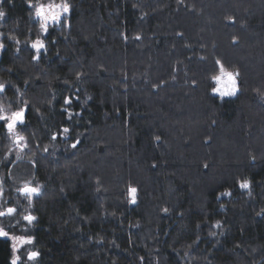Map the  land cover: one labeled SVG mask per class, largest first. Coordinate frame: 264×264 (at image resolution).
<instances>
[{
	"label": "trees",
	"instance_id": "obj_1",
	"mask_svg": "<svg viewBox=\"0 0 264 264\" xmlns=\"http://www.w3.org/2000/svg\"><path fill=\"white\" fill-rule=\"evenodd\" d=\"M2 4L0 107L27 111L22 160L0 121L17 208L0 223L34 237L29 264H264V0H70L36 61L32 8ZM221 69L239 72L232 97L211 92ZM32 176L29 226L15 189Z\"/></svg>",
	"mask_w": 264,
	"mask_h": 264
},
{
	"label": "clouds",
	"instance_id": "obj_2",
	"mask_svg": "<svg viewBox=\"0 0 264 264\" xmlns=\"http://www.w3.org/2000/svg\"><path fill=\"white\" fill-rule=\"evenodd\" d=\"M28 3L32 5V11L30 15L32 17H38L39 23H38V29L39 33L43 34L46 33L48 30V26L53 23L60 20L62 14L65 16L66 13L69 14L70 12V0H44V2H41V0H28ZM33 3L35 6L33 7ZM6 15V11L4 8H0V18H3ZM65 23H67V20H65ZM9 38L15 41L16 44L21 43V41L15 36L9 33ZM30 46L33 49H36L37 51L44 47V40L41 38V35H37L34 39L30 40ZM222 78H219V82L217 86L211 90L212 94L219 93V96L222 98L224 96H227L229 94H235L237 89L238 82L234 79L232 75H229L227 73L221 74ZM7 83V79L0 78V88L5 87ZM17 93L20 92V89H16ZM24 110V105H20L16 109L9 108L8 110H4L0 108V119H6L7 121V127L6 132L11 134L12 139L15 141H22L25 139L23 135H20L17 131V122L21 120V113ZM26 145L19 144L18 149L21 147H24ZM19 156V151H17V157ZM32 180H35V184H32ZM247 183L245 185H240L239 187H247ZM42 188V182L39 181L35 176H32V178L21 184L19 187L15 189V191L19 194V196H22L27 201V206L23 208V215L22 219L24 221L25 216H30V221L27 223L29 226L32 225L33 221L37 219V216L34 214H31L29 212V209L32 207L34 202V196L38 195ZM0 201L3 200V195L0 193ZM136 201H130V204L135 203ZM17 211V208L14 205H7L4 201L3 204H0V217H6V216H13ZM0 230H6V227L3 223H0ZM29 235H15L13 236V242H12V248L14 249L12 255L13 259H17L16 253L20 249L21 245L26 244L28 240ZM31 242L33 243L34 237L30 236ZM29 252V251H28ZM27 252V256H28ZM37 253V257L39 253ZM28 260V259H27ZM33 261V260H29Z\"/></svg>",
	"mask_w": 264,
	"mask_h": 264
},
{
	"label": "snow or ice",
	"instance_id": "obj_3",
	"mask_svg": "<svg viewBox=\"0 0 264 264\" xmlns=\"http://www.w3.org/2000/svg\"><path fill=\"white\" fill-rule=\"evenodd\" d=\"M8 2H9V4H11L13 2V0H8ZM25 3L28 5V7L30 9L32 8V5H30L28 3V0H25ZM72 7H73V5H71L70 10H71ZM0 8H4L3 7V4H2V0H0ZM67 15H68V13L65 14V17H67ZM2 19L3 18H0V20H2ZM3 35H4L3 33H0V51H2L5 48V46H6L5 43L3 42V39H2ZM29 42L30 41H27V43L30 45ZM235 42H236V38L233 37V43H235ZM33 50H34V54L32 55L31 59L34 60V61H36V60H38V57H39L40 53L38 51H36V49H33ZM19 51H20V48H17L16 49V52L19 53ZM201 59H203V57H201ZM215 64L217 66H222L223 65V63L219 59H217L215 61ZM9 71H11V69H9ZM236 75L238 77L239 76V72H237ZM25 83H27V81ZM195 83H196V81H193V85H195ZM4 89H5V87L0 88V94L4 93ZM70 102L71 101L69 100V98L68 97H65L64 103L65 104H68ZM26 111H27V103H25L24 110L21 113V120L18 121L17 124L24 123ZM0 121H6V119H0ZM4 126H5V128L7 127V121L4 124ZM63 131L65 133H67L68 132V128H64ZM53 139H55V136H53ZM157 139H159V137H157ZM76 146H77L76 144H73L72 145L73 148H75ZM253 159H255V157H253ZM205 167H207V165H205ZM237 183H239L240 185H245L246 184V182H240L238 180H237ZM240 188L244 189V188H247V187H240ZM128 190H130V191L133 192V195H130L132 197L130 201H136V195L135 194L137 193V188L130 186ZM229 194H231V193L228 190H225L224 193H223V195H229ZM217 198H219V197H217ZM221 207H223V205H221ZM163 211L164 212H167L168 209L165 208V209H163ZM24 221L28 223L30 221V216H25L24 217ZM217 223H219V222L217 221ZM5 236H8L10 238V240H11V252L13 253L14 249L12 248V242H13V235H12V233H10L9 231H6V230H0V237H5ZM26 244H32L30 235L28 237V240H27ZM16 256H17V259H13V255L10 257V264H18V262L21 261V255L18 254V252L16 253ZM36 258H37V253L35 251L29 250L27 259L28 260L35 261Z\"/></svg>",
	"mask_w": 264,
	"mask_h": 264
},
{
	"label": "rangeland",
	"instance_id": "obj_4",
	"mask_svg": "<svg viewBox=\"0 0 264 264\" xmlns=\"http://www.w3.org/2000/svg\"><path fill=\"white\" fill-rule=\"evenodd\" d=\"M70 13V12H69ZM69 16V14L67 15V17H65L63 14H62V16H61V18H60V20L59 21H57V22H53V23H51L49 26H48V28L49 27H51V26H54V25H60V23L61 22H65V20H67L68 21V17ZM38 21H39V18L38 17H35ZM0 22H1V20H0ZM1 33V32H0ZM44 34V33H43ZM43 34H40L39 33V35H41V38L43 37ZM44 49V47L43 48H41V49H39L38 50V52L39 53H41L42 52V50ZM37 51V50H36ZM1 52V51H0ZM222 72L223 73H227V74H229V75H232L233 77H234V79L237 81V76H236V73L235 72H233V71H229V70H225V69H221V71L218 73V75L214 78V88L217 86V84H218V82H219V78H222L221 77V74H222ZM213 88V89H214ZM237 89H238V85H237ZM238 91V90H237ZM237 91H236V93H237ZM235 93V94H236ZM234 94V95H235ZM215 96H217V97H219V98H221L220 96H219V93H216V94H214ZM233 94H229V95H227V96H224V97H222V98H225V97H232V96H234ZM7 105V104H6ZM0 108H2V109H4V110H8L9 108H11L10 106H1ZM11 109H14V108H11ZM16 109V108H15ZM5 123H6V121H5ZM23 125V124H22ZM22 125L21 126H18L17 127V131L19 132V134L20 135H23L22 134V132H21V129H22ZM9 137H10V142H12V144H13V146L12 147H10L9 148V150L10 151H12V149L15 151V161H17V160H22L23 158H24V152H25V146L24 147H21V148H19L18 149V145L19 144H23V140L22 141H15V140H13L12 139V136H11V134H9ZM24 145V144H23ZM17 151H19V156L17 157ZM18 164V166H22L23 168L25 167V165L24 164H26L25 162H23V161H19V163H17ZM19 164H22V165H19ZM19 168V167H18ZM22 168V169H23ZM17 172H20V171H18V170H16ZM24 171H26V170H24ZM25 174H26V172H25ZM17 178H21L22 177V174L20 173V174H17V176H16ZM23 179V178H22ZM31 179V177H29V180ZM29 180H24L23 182H21V184H23V183H25V182H27V181H29ZM32 184H35V180H32ZM1 191H0V193H2V188L0 189ZM36 196V195H35ZM20 197H22V196H20ZM20 197L18 198L19 200H20ZM23 198V197H22ZM13 236H15L14 234H12ZM5 237H7V238H9L8 236H5ZM10 239V238H9ZM11 241V240H10ZM29 250H32V251H34L33 249H32V247H31V244H24V245H21V247H20V249L18 250V254H20L21 255V261L20 262H18V264H29V263H32V261H29V260H27V252L29 251Z\"/></svg>",
	"mask_w": 264,
	"mask_h": 264
}]
</instances>
